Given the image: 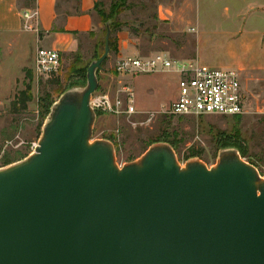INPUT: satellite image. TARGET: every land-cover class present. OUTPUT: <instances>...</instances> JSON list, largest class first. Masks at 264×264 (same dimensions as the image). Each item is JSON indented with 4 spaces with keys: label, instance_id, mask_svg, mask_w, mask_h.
I'll return each mask as SVG.
<instances>
[{
    "label": "water",
    "instance_id": "obj_1",
    "mask_svg": "<svg viewBox=\"0 0 264 264\" xmlns=\"http://www.w3.org/2000/svg\"><path fill=\"white\" fill-rule=\"evenodd\" d=\"M110 35L34 151L0 167V264H264V177L236 148L182 165L160 141L120 166L112 141L92 140Z\"/></svg>",
    "mask_w": 264,
    "mask_h": 264
},
{
    "label": "rangeland",
    "instance_id": "obj_2",
    "mask_svg": "<svg viewBox=\"0 0 264 264\" xmlns=\"http://www.w3.org/2000/svg\"><path fill=\"white\" fill-rule=\"evenodd\" d=\"M24 1L17 0V5ZM115 1L101 0L100 8L109 14ZM197 5L198 13H185L186 7ZM116 18L123 25L97 73L94 95L107 94L126 103L131 94L135 112H101L92 140L112 141L120 166L140 157L153 141L168 139L182 165L198 158L211 167L220 151L234 147L237 133L246 151L243 158L264 177V44L242 43L231 36L237 29L230 28L232 23L264 27V0H126ZM94 21L96 33L81 35L76 51L61 52L55 72L39 76L27 68L9 90L0 92V167L31 154L51 105L71 86L86 84L87 67L104 47V25L98 16ZM159 52L193 67L236 71L244 93L243 112L233 116L169 114L177 94V71L116 69L120 60ZM26 89L29 99L23 105L19 98Z\"/></svg>",
    "mask_w": 264,
    "mask_h": 264
},
{
    "label": "crops",
    "instance_id": "obj_3",
    "mask_svg": "<svg viewBox=\"0 0 264 264\" xmlns=\"http://www.w3.org/2000/svg\"><path fill=\"white\" fill-rule=\"evenodd\" d=\"M100 1L80 0L82 13L77 15L73 13V0H35L34 8L24 9L17 5V0H0V92L9 90L12 81L17 82L24 70H32L33 56L38 47L56 49L60 53L76 51L81 35L96 33L94 20L97 13L94 7ZM57 5L61 11L64 10L61 6H65L73 14L66 17L57 15ZM199 9L200 5L193 9L186 7L185 13H198ZM24 12L30 17L24 18ZM251 24L239 26L232 23L230 28L237 30L231 36L242 43L264 44L261 30L264 27ZM236 64L242 67L239 62Z\"/></svg>",
    "mask_w": 264,
    "mask_h": 264
},
{
    "label": "built area",
    "instance_id": "obj_4",
    "mask_svg": "<svg viewBox=\"0 0 264 264\" xmlns=\"http://www.w3.org/2000/svg\"><path fill=\"white\" fill-rule=\"evenodd\" d=\"M24 18H29L27 12ZM60 51L38 47L32 60L35 75L47 76L59 66ZM118 71L160 72L175 70L180 74L177 94L168 113L173 115H238L243 112L244 93L236 71L223 68L193 67L176 62L164 53L120 60ZM95 111L115 114L135 112L131 94L126 103L107 94H96L90 101ZM125 105V106H123Z\"/></svg>",
    "mask_w": 264,
    "mask_h": 264
},
{
    "label": "trees",
    "instance_id": "obj_5",
    "mask_svg": "<svg viewBox=\"0 0 264 264\" xmlns=\"http://www.w3.org/2000/svg\"><path fill=\"white\" fill-rule=\"evenodd\" d=\"M70 0H65V2H68ZM34 2L35 0H25L22 5L20 6L21 8H34ZM73 6H72V9H73V13L74 14H81L82 11L80 9V0H73ZM126 5V0H116L112 5H111V10H110V13L109 14H106L101 8H100V2H97V4L95 5L94 7V10L95 12L97 13V16L99 18V24H102L104 25V29H103V32H104V36H105V33H106V25L107 23H109V27L111 29V35H110V40H109V45H110V51H112L114 49V44H115V36H116V32H118L120 30V28L122 27V23L116 18V16H118V14L121 12V9L123 6ZM71 11H69L68 9H64L63 11L60 10V6L57 5V15H60V16H63V17H66L68 15H71L73 14ZM90 36H93L94 33H90L89 34ZM104 45V44H103ZM103 51V49H102ZM104 64V63H103ZM102 64V65H103ZM98 73V72H97ZM76 86V85H75ZM73 87V86H71ZM29 91L26 89L25 91H23L21 93V96L19 98L20 102H22V104L24 105V101H26L27 99H29ZM19 102V103H20ZM50 111V110H49ZM49 113V112H48ZM97 115L100 114L101 112L99 111H96ZM234 137V142L233 144H231L232 146H234L233 148H236L242 157L245 156L246 154V151L243 150V147L240 145V143L238 142V139H239V135L237 133H235V136ZM232 141V140H231ZM155 142H160L159 140L157 141H153L152 143H155ZM163 142H168L169 144H171L173 146V148L175 149L173 143L166 139V140H163ZM230 142V141H229ZM228 142V143H229ZM151 143V144H152ZM229 145V144H228ZM116 146V145H115Z\"/></svg>",
    "mask_w": 264,
    "mask_h": 264
}]
</instances>
